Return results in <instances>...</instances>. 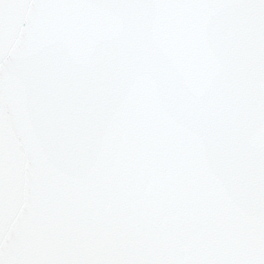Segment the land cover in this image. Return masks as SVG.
I'll return each mask as SVG.
<instances>
[{"label": "snow or ice", "instance_id": "1", "mask_svg": "<svg viewBox=\"0 0 264 264\" xmlns=\"http://www.w3.org/2000/svg\"><path fill=\"white\" fill-rule=\"evenodd\" d=\"M0 264H264V0H0Z\"/></svg>", "mask_w": 264, "mask_h": 264}]
</instances>
